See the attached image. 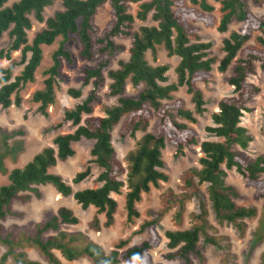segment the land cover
<instances>
[{"label": "trees", "instance_id": "1", "mask_svg": "<svg viewBox=\"0 0 264 264\" xmlns=\"http://www.w3.org/2000/svg\"><path fill=\"white\" fill-rule=\"evenodd\" d=\"M8 1L0 0V38L8 31L12 43L7 52L0 50V57L11 59V52L20 50L24 67L16 76L13 66L1 70L0 106L3 108L22 104L19 92L27 83L35 81L36 70L43 59V45H51L60 38L52 55L53 64L44 71L47 75L44 87L32 95V100L39 103V112L45 116L57 100L56 85L62 59L70 65L75 61L74 54L67 48V44L75 39L74 35L82 44V58L100 60L93 66H84L83 83H91L92 88L81 103L64 113L63 122H71L75 129L58 134L53 145L44 147L22 167L9 171L6 159L17 160L24 152L23 130L8 131L0 126V173L8 174L9 180L0 186V242L7 246L0 264H7L9 257L15 264H43L28 256L23 250L24 243L36 247L49 264H76L75 261L83 256L93 264H121L134 260L138 264H154L150 251L162 241L157 228L159 221L174 203L178 204V215H181L185 203L200 195L203 183L208 184V197L220 223L237 224L242 230L243 225L238 221L257 215L256 207L237 204L236 199L241 194L235 185L227 182V170L235 169L256 188L257 196L264 197V154L252 156L247 152L253 136L241 124L247 102L260 91L248 77L256 73L257 63L264 69V18H258L249 9L247 0H62L63 9L56 10L48 18L44 16L45 9L55 0H18L7 6ZM212 1L220 4L218 29L221 32H228L234 20L242 25L223 39L225 54L218 66L219 71L225 72L235 61L233 75L229 78L235 94L220 100L219 110L212 114L213 125L206 127L218 139L200 142L193 124L206 112L207 102L199 83L209 81L217 60L210 55L212 43L201 41V28L197 23L208 26L216 23V7ZM106 2L111 8V20L101 30L95 17L99 7ZM131 3H139L136 14L129 11ZM149 13L157 24L141 25L136 29V19L145 21ZM31 15L38 22H45V27L29 41L28 31L33 26ZM255 32H259L255 37L257 46H247ZM122 39L130 40L129 58L119 59L118 67L114 68L117 56L127 49L119 41ZM161 45L170 56L179 57L174 82H169L167 64L154 66L147 60L149 51L156 58ZM107 77L111 80L110 95L119 96L118 101L105 106L104 115L96 116L93 115L94 104L100 101V91ZM128 80L134 86L144 84L136 96L123 95ZM182 86L191 95L193 108L186 107L184 100L175 95ZM68 92L76 98L82 95V90L77 88H70ZM152 119L156 120L155 125L147 131ZM63 122L55 127H61ZM117 125L121 137H135L138 131H147L127 155L128 167L118 158L113 145L112 132ZM83 138L93 140L92 161L102 170L96 178L99 186L75 191L70 182L51 169L59 161L72 157L75 154L73 143ZM167 143L175 146L177 155H184L186 148L199 145L203 156L199 158L200 167H190L182 172L180 192L168 188L160 196L161 208L148 211L152 218L144 221L136 233L148 229L150 237L141 243L125 248L129 240L121 239L107 253L85 232L64 229L80 222L68 206L48 213L30 232L4 226L6 220L23 216V212L14 208V203L39 198L38 186L45 184H52L63 196L72 195L83 209L94 206L97 214L92 224L97 228L100 226L98 215L102 213L106 216L105 227L114 223L118 202L113 194H121L126 186L127 220L134 221L140 217L137 205L143 193L169 181V174L163 171L162 158ZM90 175V168L80 171L72 178V183L78 184ZM199 209L195 215L198 222L191 227L165 231L170 249L166 255L168 260L176 264H203L202 235L206 243L219 246V241L207 232V209L203 200H200ZM256 239H264V204Z\"/></svg>", "mask_w": 264, "mask_h": 264}, {"label": "rangeland", "instance_id": "2", "mask_svg": "<svg viewBox=\"0 0 264 264\" xmlns=\"http://www.w3.org/2000/svg\"><path fill=\"white\" fill-rule=\"evenodd\" d=\"M15 1L18 0H9L6 5L10 6ZM212 3L216 7L214 13L217 18L216 23L210 26L205 25L202 22L197 23L201 28V41L212 43L210 55L217 60L214 64L212 77L209 81L199 83L207 102L206 112L202 116H198V122L193 124L200 142L204 140L218 139L214 135H211L206 130V127L213 125L212 114L219 110L220 100L225 96H232L235 94L233 86L229 84V78L233 75L235 61L225 72L219 71L218 66L225 54L223 51V39L229 36L231 31L239 30L242 25L241 22L234 20L231 23L228 32H221L218 29L221 18V12L219 10L220 4L215 1H212ZM247 3L249 9L258 18H264V0H247ZM60 9H63L62 0H55L53 5L45 9V18H48L53 15L56 10ZM138 9L139 3L130 4L129 11L133 14H136ZM31 18L33 26L28 31L29 41H32L34 35L45 27V22H38L33 15H31ZM110 20L111 8L109 3L106 2L99 7L95 21L100 29L103 30ZM156 24L157 23L152 19V13H149L148 18L145 21L136 19L135 28L138 29L141 25ZM258 34L259 32H255L252 39L249 40L246 45L257 46L255 37ZM74 37L75 39L67 44V48L74 54L75 61L70 65L65 59H62V67L60 69L61 75L58 77L56 85L57 100L55 104L48 108L49 113L47 116L39 112V103L32 100V95L36 90L44 87V80L47 77V75L44 74V71L53 64L52 55L59 45L60 38L51 45L42 46L43 59L36 70L35 81L27 83L19 92L22 97V104L20 106L12 105L8 108L0 106V126L8 131L23 130L24 132V135L21 137L25 142V150L17 160H13L10 157L6 159V166L9 171L15 167H22L44 147L53 145V139L58 134L72 132L75 129L71 122H63L64 113L67 109L74 108L86 98L89 90L92 88V84L83 83V68L86 65H95L100 58L91 60L82 58L80 56L82 44L77 35H74ZM119 41L124 43L127 49L125 52L117 56V59L113 64L114 68L118 67L119 59L127 60L129 58L130 40L122 39ZM11 43L12 38L7 31L0 38V50H5V52H7ZM11 55V59L0 57V87L2 85L1 77L3 73L1 70L3 68L13 66V73L14 76H16L21 73L24 67L20 50L12 51ZM146 57L149 63L154 66L167 64L169 66L167 73L169 75V82L177 80L175 68L179 63V57L175 55L170 56L163 45L158 46L156 58H154L151 51L147 53ZM248 80L260 88V91L256 93L249 102H247L241 123L249 129L253 136V141L247 152L250 155L255 156L260 153L264 154V69L260 67L259 63L256 64V73L251 74L248 77ZM110 82L111 80L107 77L106 82L100 91V101L94 104L93 115L102 116L104 115L105 106L117 103L119 96L110 95ZM143 87L144 84L134 86L132 82L128 80L123 95L136 96ZM70 88L81 89V97L76 98L70 95L68 92ZM175 95L184 100L186 107H194V104L191 101V95L187 93L186 87H180ZM155 121V119H152L147 131L153 129ZM60 122H63V125L56 128L55 126ZM119 128L120 126L117 125L112 132L113 145L118 158L122 161L125 167H128L129 163L127 161V155L136 148L137 141L147 131H138L135 137H121L119 134ZM92 146L93 140L91 139L83 138L78 142H74L73 147L75 154L65 161H59L57 165L51 169L52 172L62 175L65 180L70 182L75 191L87 187L99 186V183L96 182V178L102 169L92 161ZM201 156H203V152L199 145L186 148L184 155H177L175 146L167 143L162 151V158L164 160L163 171L169 174V181L161 182L159 188L152 187L149 193H143L142 200L137 205L140 211V217L134 219L132 222L127 220V212L125 210L126 186L123 188L121 194H113L118 202L114 223L110 227H105L104 222L106 221V216L102 213L98 215L100 226L97 228L92 224L93 219L97 214L94 206H90L88 209H83L72 195L63 196L58 193L57 189L52 184H45L38 186L41 191V196L39 198L33 197L32 200L27 203H14V208L17 211L23 212L21 218H10L3 222V224L6 229L12 228L19 232L23 230L30 232L48 213L56 212L61 206H68L79 217L80 222L77 225H68L64 229L67 231L85 232L92 240L102 245L107 253H109L114 248L115 244L121 239L129 240V243L125 248L134 244H139L150 237L148 229L142 233H136L144 221L152 218L148 211L150 209L157 211L161 208L160 196L168 188H173L175 192H180L179 186L181 184L180 176L182 172L190 167H200L199 158ZM87 168H90L91 175L84 181L78 184H73L72 178L78 172ZM227 173V182L235 185L241 194L240 198L236 199L237 204L256 207L258 211L257 215L253 218L238 221L243 225L242 230L239 229L237 224L226 222L220 223L215 217L212 204L208 197V184L203 183L200 185V195L185 203L181 215H178V204L174 203L173 207L159 221L157 228L162 236V241L157 247L150 251L154 264H176L175 261L166 258L170 249L167 247L165 231L168 229H186L197 223L198 220L195 218V215L200 211V200L205 202L207 209V232L210 236L215 237L219 241V246L206 243L205 236L202 235L200 246L205 256L203 264H264V239L260 241L256 239V229L262 212L264 197L257 196L256 188L248 184L247 178L238 173L235 169L227 170ZM8 181V174L0 173V186L8 183ZM6 250L7 246L0 242V257ZM23 250L27 252L31 259L40 261L43 264H49L36 247L24 243ZM56 254L65 261L59 251H56ZM75 263L93 264V262L85 256L76 260ZM7 264H15L12 257L8 258ZM121 264H138V262L134 260L132 262H122Z\"/></svg>", "mask_w": 264, "mask_h": 264}, {"label": "bare ground", "instance_id": "3", "mask_svg": "<svg viewBox=\"0 0 264 264\" xmlns=\"http://www.w3.org/2000/svg\"><path fill=\"white\" fill-rule=\"evenodd\" d=\"M59 198H60V195H59Z\"/></svg>", "mask_w": 264, "mask_h": 264}]
</instances>
